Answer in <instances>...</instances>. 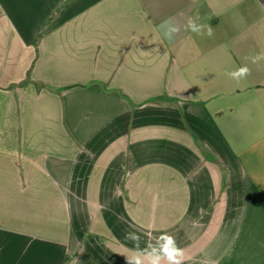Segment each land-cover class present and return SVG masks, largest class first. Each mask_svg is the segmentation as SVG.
<instances>
[{"label": "crops", "instance_id": "0c3cea01", "mask_svg": "<svg viewBox=\"0 0 264 264\" xmlns=\"http://www.w3.org/2000/svg\"><path fill=\"white\" fill-rule=\"evenodd\" d=\"M256 55L264 0H0V264H264Z\"/></svg>", "mask_w": 264, "mask_h": 264}, {"label": "clouds", "instance_id": "9594fccd", "mask_svg": "<svg viewBox=\"0 0 264 264\" xmlns=\"http://www.w3.org/2000/svg\"><path fill=\"white\" fill-rule=\"evenodd\" d=\"M184 27L185 30H190L197 35L205 34L203 26L191 18ZM157 30L164 40L171 43L181 31V27L172 18H167L160 22ZM206 35L209 37L213 35L211 27H208ZM261 59H264V55H256L251 57V62L258 63ZM250 71L245 65L228 73V75L239 81L250 75ZM125 239L131 241L135 246L134 253L131 256H126L127 264H162L163 261H167V264H183L184 251L176 245L174 237L170 235H162L156 245L149 244L145 249H140V236L136 232L126 233Z\"/></svg>", "mask_w": 264, "mask_h": 264}]
</instances>
